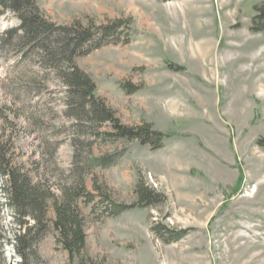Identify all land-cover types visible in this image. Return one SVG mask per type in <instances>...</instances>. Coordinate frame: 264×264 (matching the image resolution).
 Segmentation results:
<instances>
[{"label":"rangeland","instance_id":"1","mask_svg":"<svg viewBox=\"0 0 264 264\" xmlns=\"http://www.w3.org/2000/svg\"><path fill=\"white\" fill-rule=\"evenodd\" d=\"M262 3L38 2L57 25L121 24L116 41L76 63L123 125L148 124L168 136L152 149L136 140L102 143L91 130L79 135L57 76L0 53V140L13 164L58 195L73 178L76 137L95 140L92 156L116 159L84 175L92 199H78L83 251L70 257L48 225L28 264H264V146L257 143L264 140V35L251 31L253 7ZM18 24L2 17L0 35ZM138 186L162 201L111 216L109 202L131 206ZM0 227L10 241L19 233L5 208ZM1 252L0 264H21L11 244Z\"/></svg>","mask_w":264,"mask_h":264},{"label":"trees","instance_id":"2","mask_svg":"<svg viewBox=\"0 0 264 264\" xmlns=\"http://www.w3.org/2000/svg\"><path fill=\"white\" fill-rule=\"evenodd\" d=\"M39 1L0 0V19L10 14L19 23L17 27H11L0 35V53L16 54L22 64L37 62L42 69L57 76L65 89V116L73 121V128L79 135L83 136L87 130H91L94 139L102 143L136 140L143 145L149 144L152 149L160 148L168 135L153 131L148 124L137 127L123 125L113 110L95 96V84L76 63L78 58L88 55L102 44L116 41L115 33H118L121 24L116 23L99 30L84 28L80 24L57 25L42 16ZM253 9L255 15L251 31L264 35V3L255 5ZM170 67L174 70L182 69ZM126 87L129 93L135 90L130 84ZM105 124L110 126V131L100 130ZM75 139L74 147L78 144L79 148L74 154L73 178L70 183L59 188L58 195L47 184L33 182L27 172L13 164L9 146L0 140V213L4 208L7 209L19 227L18 235L14 234L11 241L4 236L0 227V257L3 245L11 244L21 264H28L35 257L34 245L43 238L48 225H51L49 227L56 233L58 243L70 257L83 251L84 221L78 208V199H92L86 191L84 175L97 168L106 170L116 163V159L92 156L95 140H81V136ZM257 143L264 146L262 139ZM136 194L138 200L131 206L110 201L107 208L109 214L118 215L133 207L160 203L163 199L141 186H138ZM49 209H52L54 215L51 219L47 216ZM165 241L170 243L169 240Z\"/></svg>","mask_w":264,"mask_h":264}]
</instances>
